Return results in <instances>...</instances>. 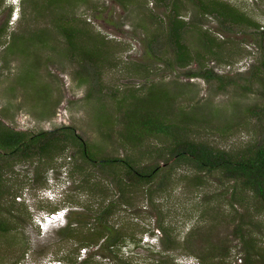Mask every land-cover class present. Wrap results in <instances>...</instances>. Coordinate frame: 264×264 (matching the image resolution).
Returning a JSON list of instances; mask_svg holds the SVG:
<instances>
[{
	"label": "rangeland",
	"instance_id": "374dc122",
	"mask_svg": "<svg viewBox=\"0 0 264 264\" xmlns=\"http://www.w3.org/2000/svg\"><path fill=\"white\" fill-rule=\"evenodd\" d=\"M33 1L0 2V29L5 26L3 32L0 30V120L14 130L36 133L69 125L97 156L125 157L133 149L127 142L120 144L125 105L117 110V104L128 90L142 95L151 84L161 83L175 106L194 110L202 120L201 136L219 146L260 136L261 127L247 112L262 102L260 85L247 72L260 60L255 28L228 27L210 15L199 16L191 3L181 4L185 21L200 24L215 39H228L222 45V61H205L226 83L218 89L217 80L187 76L196 67L195 62L164 70L161 60L148 61V71L132 68L131 63H143L148 56L145 38L151 35L157 19L150 20L146 15L152 11L163 16L167 11L164 1L129 0L122 4L118 0H76L70 6L83 21L87 37L103 36L113 56L96 77L87 74L74 56L62 53L63 39L49 21L52 6L46 0H35L44 7L40 12L33 8ZM224 1L244 11L259 29L264 28V0ZM59 6L53 5L54 12ZM43 28L47 30L41 41L35 35ZM191 47L192 54L193 49H199ZM162 54L167 57L162 60L172 57L169 48ZM107 118L110 121L106 124ZM227 124L231 127L226 128ZM218 128L226 131L221 134ZM159 140L151 136L142 147ZM141 151L140 146L133 153L136 167L160 168L150 182L136 185H131L134 176L123 174V167L93 165L83 160L74 145L45 160L1 158L7 166L0 199H4L3 208L17 216V230L0 234V264H10L11 259L13 264H117L109 252L100 249L103 238L96 239L95 246L83 247L79 239L58 234L67 223L68 207L73 209L69 214L73 222L77 214H83L86 229L94 227V216L106 199H114L115 212L107 223L126 233L119 253L132 264H157L158 260L166 264H202L200 258L207 250L205 232L210 224L214 225L213 207L219 205L227 212L225 199H231L230 182L221 179L218 172L197 173L187 165L167 166L162 158L149 153L142 156ZM116 177L125 178L127 198L118 193ZM121 199H132V204H122ZM258 219L264 222V215L253 217V223ZM160 223L166 227L165 232L159 228ZM214 231L216 235L210 238L230 247L225 264L241 263L243 251L230 229L220 224ZM164 237L168 250H163Z\"/></svg>",
	"mask_w": 264,
	"mask_h": 264
},
{
	"label": "trees",
	"instance_id": "16d2710c",
	"mask_svg": "<svg viewBox=\"0 0 264 264\" xmlns=\"http://www.w3.org/2000/svg\"><path fill=\"white\" fill-rule=\"evenodd\" d=\"M73 1L76 0H46L49 7L52 6L49 8L51 28L63 39L65 45L62 53L67 57L74 56L76 63L79 62L80 66L86 69L87 74L97 77L98 74L101 75L100 67L108 64L109 57L113 56L108 52L106 39L102 38L103 36L94 34L87 37L88 32L83 26V21L76 16L72 5L70 6ZM118 1L127 4L129 0ZM160 1H164L163 7L167 10L163 16L152 11L146 15L150 20L157 19L153 24L151 35L145 38L148 45L147 59L143 63H131L132 68L138 71H148L150 68L146 63L148 61L153 63L161 60L163 64L165 63L164 70L183 68L195 62L196 67L189 70L187 76L200 77L207 81L217 80V88L223 89L226 84L223 77L218 75L212 67H208L205 61L207 59L222 61V45L228 39L225 41L215 39L208 29H204L200 24L192 20L185 21L181 14V4L191 3L199 16L210 15L228 27L246 25L255 28L261 51L260 60L247 72L259 83L261 90L258 93L262 102L248 108L247 112L255 117L261 127L260 136L251 137L245 142L239 141L228 146H219L210 141L207 136H201V128L204 129V126L200 124L202 120L196 116L194 110L175 106L172 103V95L165 87L161 83H153L142 95L135 94L133 89L128 90V94L117 104V110L125 105L122 108L124 120L123 127L120 129L122 134L120 144L127 142L133 149L125 157L97 156L88 146L87 141L83 140L69 125L29 133L14 130L0 120V195L3 193L1 182L4 166H7L1 158L14 157L19 160L42 158L45 160L57 153H63L68 145H74L83 160L90 161L93 165L117 164L123 167L124 175H132L136 179L131 185L150 182L160 166H144L143 168L135 166L136 159L134 160L133 153L141 146L142 156L148 153L155 154L162 158L163 162L168 164L167 166L187 165L197 173L218 172L221 179L230 182L231 199H225L227 212L219 205L213 207L215 210L212 215L214 225L210 224L205 232L207 250L206 254L200 258L202 264H215L216 262V264H225L226 258L229 257V245L222 244V242L218 245L210 238V235H216L215 231H212L217 230L220 224L229 228L230 233L238 239L243 251L239 264H264V222L262 219H258L256 223L252 221L253 217L264 215V28L259 29V24L252 21L244 11L224 0ZM33 3L35 10L40 12L43 10L44 7L38 5L35 0ZM56 3H60L61 7L59 6L60 9L54 12L53 5ZM0 30L3 32L5 26ZM46 30V28L39 29L35 37L44 41L43 33ZM12 41L10 46L7 45L8 49L11 48ZM191 44L199 48L193 49L194 54L191 52ZM166 48L171 49L172 57L162 60V57L167 58L165 54H162ZM107 116L109 117L110 114ZM109 121L110 119L107 118L105 123ZM228 127H231L230 124H227L226 128ZM217 131L224 134L226 129L218 128ZM151 136L160 139L159 142L142 147V144ZM124 180V177L114 178L115 185L119 189L118 193L127 198L125 188L128 184ZM197 183L200 181L198 180ZM113 200L106 199V204L94 216L95 223H92L94 227H86V229L87 223H84L82 219L83 214H77L76 221L73 222L69 219L70 211L73 209L68 207L67 223L60 228L58 234L68 239H79L83 247L95 246L97 245L96 239L103 238L100 249L109 252L117 264H132L131 260L119 253L122 242L126 240L125 231L107 223L108 218L115 215ZM131 200L121 199L122 204L126 205H131ZM3 201L4 199H0V234L17 230L15 225L17 216L11 212V209L3 208ZM159 228L166 231V227L161 223ZM83 234L85 237L80 238ZM165 239V237L162 238L163 250H168L170 247L166 246ZM14 262H17V258ZM10 264H13L12 259ZM157 264H166V262L158 260Z\"/></svg>",
	"mask_w": 264,
	"mask_h": 264
},
{
	"label": "clouds",
	"instance_id": "9594fccd",
	"mask_svg": "<svg viewBox=\"0 0 264 264\" xmlns=\"http://www.w3.org/2000/svg\"><path fill=\"white\" fill-rule=\"evenodd\" d=\"M12 19H14V15L12 16ZM58 210L53 213V214H50L49 218H53L56 214H57ZM52 215V216H51ZM59 222H63V220H60ZM39 224L41 225V223L39 222ZM42 227V226H41ZM54 262V261H53ZM45 264H53L52 262L48 261L46 262Z\"/></svg>",
	"mask_w": 264,
	"mask_h": 264
}]
</instances>
